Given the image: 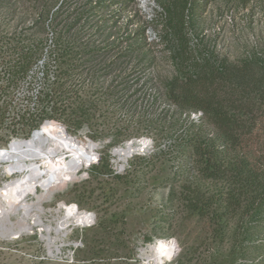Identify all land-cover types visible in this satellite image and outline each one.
<instances>
[{"label":"rangeland","instance_id":"rangeland-1","mask_svg":"<svg viewBox=\"0 0 264 264\" xmlns=\"http://www.w3.org/2000/svg\"><path fill=\"white\" fill-rule=\"evenodd\" d=\"M167 1L0 0V149L65 128L66 156L79 152L83 163L42 207L64 203L94 221L71 229L53 253L36 228L0 238V264H144L140 250L165 240L175 244L166 264H264L263 216L216 217L210 206L201 218L186 206L222 183L200 178L181 140L215 135L201 112L192 118L170 96L180 35L161 17ZM191 6L184 33L198 60L264 61V0ZM142 139L144 151L119 168L113 150ZM19 176L0 163V187Z\"/></svg>","mask_w":264,"mask_h":264},{"label":"trees","instance_id":"trees-1","mask_svg":"<svg viewBox=\"0 0 264 264\" xmlns=\"http://www.w3.org/2000/svg\"><path fill=\"white\" fill-rule=\"evenodd\" d=\"M191 1L168 0L162 5V19L178 27L180 35L174 53L179 67L169 93L177 108L189 116L201 112L203 123L212 128L213 138L195 134L181 140L191 148L200 178L219 181L222 188L211 197L188 199L186 206L201 218L210 206L216 217L235 213L242 219L264 218V61L252 57L237 66H223L198 60L184 33ZM31 57L24 56L19 71L32 65Z\"/></svg>","mask_w":264,"mask_h":264},{"label":"bare ground","instance_id":"bare-ground-1","mask_svg":"<svg viewBox=\"0 0 264 264\" xmlns=\"http://www.w3.org/2000/svg\"><path fill=\"white\" fill-rule=\"evenodd\" d=\"M64 129L53 127L46 135L36 131L29 139H17L8 148L0 149V160H6L4 164L20 175L0 187L1 239L12 240L19 234H32L36 228L49 252L53 253L59 251L57 242L62 244L71 229L94 222L87 213L64 203L51 210L42 207V203L55 192L77 179L83 163V155L79 152L66 156L71 138ZM148 144L147 140L142 139L114 149L119 168H123L132 155L144 151ZM67 175H70V180ZM29 195L33 197L30 202L26 200ZM46 214L51 216V220L44 217ZM52 232L54 236H51ZM173 248V241H159L141 249L140 257L144 259V264H166Z\"/></svg>","mask_w":264,"mask_h":264},{"label":"built area","instance_id":"built-area-1","mask_svg":"<svg viewBox=\"0 0 264 264\" xmlns=\"http://www.w3.org/2000/svg\"><path fill=\"white\" fill-rule=\"evenodd\" d=\"M191 116H192V118H198L200 116V112L191 113Z\"/></svg>","mask_w":264,"mask_h":264},{"label":"water","instance_id":"water-1","mask_svg":"<svg viewBox=\"0 0 264 264\" xmlns=\"http://www.w3.org/2000/svg\"><path fill=\"white\" fill-rule=\"evenodd\" d=\"M36 133V131H34L32 134H31V137L34 135ZM4 162H6V160H0V163H4ZM11 174L12 173H10V175L9 176H11ZM16 174H18V173H16ZM7 175V174H6ZM13 175V174H12Z\"/></svg>","mask_w":264,"mask_h":264}]
</instances>
